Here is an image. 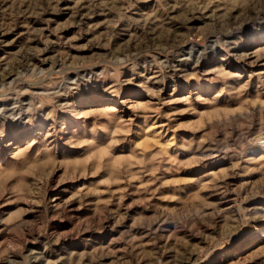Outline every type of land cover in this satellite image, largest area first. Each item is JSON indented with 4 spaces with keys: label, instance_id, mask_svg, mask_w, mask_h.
Here are the masks:
<instances>
[{
    "label": "rangeland",
    "instance_id": "obj_1",
    "mask_svg": "<svg viewBox=\"0 0 264 264\" xmlns=\"http://www.w3.org/2000/svg\"><path fill=\"white\" fill-rule=\"evenodd\" d=\"M8 72L0 264H264V0H0Z\"/></svg>",
    "mask_w": 264,
    "mask_h": 264
},
{
    "label": "bare ground",
    "instance_id": "obj_2",
    "mask_svg": "<svg viewBox=\"0 0 264 264\" xmlns=\"http://www.w3.org/2000/svg\"><path fill=\"white\" fill-rule=\"evenodd\" d=\"M24 3V2H23ZM38 6V5H37ZM35 8V7H34ZM20 9V8H19ZM30 10V9H29ZM37 10V9H36ZM23 12V11H22ZM21 15V14H20ZM11 29V28H10ZM223 35V34H222ZM167 37V36H166ZM223 37H226V36H223ZM221 38H222V36H221ZM220 38V39H221ZM3 39V38H2ZM174 40V39H173ZM212 42H214V41H212ZM134 45V44H133ZM191 46H192V43H189V42H187V45H186V47L184 48V50L186 51V50H190V49H192L191 48ZM196 48H197V51H196V55L198 56V54H199V52L201 51L202 52V50H203V48L204 47H202V46H197L196 45ZM184 50H183V52H184ZM135 52V51H134ZM185 54H187V52H184ZM190 53V52H189ZM188 55V54H187ZM191 55V54H190ZM195 55V59L197 58V56ZM182 56V55H181ZM248 57V56H247ZM189 58H191V57H189ZM193 59V58H192ZM194 59V60H195ZM245 59H247V58H245ZM251 60V59H250ZM36 67V66H35ZM34 68V67H33ZM69 68V67H68ZM9 71V70H8ZM19 74V73H18ZM13 76V75H12ZM11 77V73H9L8 72V74H6L5 75V73L2 75V79L0 80V83H2L1 85H3V83H5L6 82V79L7 78H10ZM12 79V78H11ZM8 81V80H7ZM12 81V80H11ZM13 84V83H12ZM2 104H4V103H1V105ZM14 104H15V102H10V103H8L7 104V106L9 105V107H11V108H13L14 107ZM5 107V106H4ZM4 107H0V113H3V112H5V108ZM12 112H13V110H12ZM8 115H10L11 116V114H8ZM42 116V115H41ZM186 260V259H185ZM184 264H206V263H199V262H197V261H195V260H193L192 258L191 259H189V260H187Z\"/></svg>",
    "mask_w": 264,
    "mask_h": 264
}]
</instances>
